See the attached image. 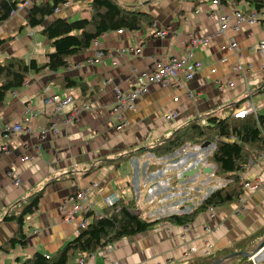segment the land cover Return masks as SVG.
<instances>
[{
    "label": "crops",
    "instance_id": "obj_1",
    "mask_svg": "<svg viewBox=\"0 0 264 264\" xmlns=\"http://www.w3.org/2000/svg\"><path fill=\"white\" fill-rule=\"evenodd\" d=\"M35 1L39 0L30 3ZM117 1L152 15L154 26L140 31L105 33L99 38L100 48L105 52L100 63H87L93 55L90 48L72 56L68 67L55 74L49 70L31 74L21 88L8 92L0 103L2 126L20 121L27 107L44 110L36 120L37 128L60 119L52 107L44 106L46 90L49 94H72L78 102L91 105L73 124L61 125L56 135L44 139L26 133L9 139L0 136V264H19L37 252L51 256L63 250L78 235L82 216L78 215L76 222L70 224L64 221L61 209L70 196L92 181L101 185V191L91 196L96 214L105 212L104 198L111 195L134 203L135 210L149 221L194 213L208 191L209 172L204 171L202 158L211 143L202 152L192 151L188 144L161 157L150 148L189 121L204 122L211 113L230 115L246 106L250 89L257 115L264 119V50L257 49V44L264 42V20L248 23L240 32H234L230 26L235 20L231 18L227 33L217 35L219 8L214 0ZM90 2L68 1L35 28L27 25L29 6L13 17L0 12L3 41L0 61L17 57L44 63L54 49L41 33L43 26L57 17L71 21L88 18ZM222 3L228 17L234 11L248 14L255 9L246 1L237 4L234 0H222ZM167 28L169 33L164 38L151 34L153 29ZM189 34L210 38L206 47L193 53V59L202 62L187 84L195 96L190 98L183 89L152 83L137 101L136 109L122 113L125 125L119 129L118 121L111 119L107 110L115 99V87L124 91L131 88L133 67L153 70L162 60L181 54ZM232 40L237 43L234 48ZM129 47L140 48V52L118 53L119 49ZM224 58L227 61L221 62ZM239 58L252 66L246 80L237 79L232 70ZM57 77L76 78L90 88L84 96L78 87H60L54 81ZM231 82L235 84L233 88L229 87ZM221 85L226 90L220 91ZM252 159L244 174L247 179L261 178L263 184L258 190H244L236 201L215 207L213 216L209 209H203L186 224L162 221L147 231L113 243L110 252L102 249L95 255L89 254L86 260L89 264H105L106 259L129 264H186L200 258L208 247L220 252L236 246L254 250L253 254L260 250L256 264H264V247L260 248L264 241V157L256 154ZM125 161L127 167H123ZM197 168L198 172L190 174ZM37 192H43L39 209L27 215L23 224L26 244L4 250L19 230L17 222L5 221V216L12 207ZM190 247L194 252H189Z\"/></svg>",
    "mask_w": 264,
    "mask_h": 264
},
{
    "label": "trees",
    "instance_id": "obj_2",
    "mask_svg": "<svg viewBox=\"0 0 264 264\" xmlns=\"http://www.w3.org/2000/svg\"><path fill=\"white\" fill-rule=\"evenodd\" d=\"M22 1L0 0V12H5L9 17L10 12ZM68 1L76 3L86 0H39L33 4L30 3L27 25L32 28L42 26L48 17L56 13L58 7ZM242 1L253 4L256 10L264 7V0H234V3L238 4ZM90 13V18L73 21L57 17L43 26L41 33L54 49L48 53L44 63H38L34 59L26 62L17 57L1 60L0 103L5 100L8 92L21 88L31 74H38L43 70L58 72L68 67L72 56L90 49L93 40L100 38L103 34L119 30L140 31L153 27L155 23L154 17L149 13L122 6L117 0H91ZM2 42L0 39V45ZM54 81L63 89L78 87L84 96L90 88L86 83L72 77H57ZM206 143H215V149L208 157V161L216 166L215 176L230 178L231 182L215 190L194 213L149 221L135 210L134 203L118 199L113 206L107 207L101 216L90 212L88 217L91 220L88 225L80 228L78 235L57 254L50 256L37 252L19 264H79V257H87L106 244L116 243L147 231L162 221L186 224L199 210L236 201L244 191V183L240 179L243 166L249 162L256 151L264 152L263 117L250 114L243 119H236L232 112L229 116L221 118L211 113L204 123L199 119L189 121L169 138L160 141L150 149L161 157L173 154L188 144ZM42 197L43 192L33 194L27 200L12 207L5 216V221H16L19 230L6 243L4 250L26 244V235L23 232L25 217L39 209ZM236 252H245L246 255L231 257ZM253 252L254 250L249 251L235 246L226 251H213L209 256H199L200 258L186 264H211L218 260H223L221 264H252L250 256Z\"/></svg>",
    "mask_w": 264,
    "mask_h": 264
},
{
    "label": "built area",
    "instance_id": "obj_3",
    "mask_svg": "<svg viewBox=\"0 0 264 264\" xmlns=\"http://www.w3.org/2000/svg\"><path fill=\"white\" fill-rule=\"evenodd\" d=\"M67 3V2H66ZM65 3V4H66ZM214 4L217 6L219 13V30L217 31V35H225L228 31L230 25H228L229 19H234L230 28L234 32H240L242 27L248 23L256 24L260 23V21L264 20V7L260 10L254 9L248 14H245L241 11H234L233 14L228 17L225 14V10L223 8L222 0H214ZM30 5V0H23L19 2L15 9L10 12V17L15 16L20 11H22L25 7ZM60 11V7L56 9V12ZM154 26V25H153ZM169 28L167 29H153L151 34L155 37L164 38L168 35ZM210 43V38L207 36H196L194 34H189L183 42L182 53L176 56H172L170 58L162 60L158 63L157 68L153 70H145L139 67L132 68V75L134 81L132 86L128 90H122L119 87H115L114 94L115 99L113 103L107 108L108 115L111 119H115L118 121V128H123L125 125L122 117V113L124 111H134L137 106V101L140 97H142L148 90V86L152 83H158L163 86H171L177 89L185 90L188 97L193 98L195 94L188 88L187 84L190 80H192L198 70L202 67V62L193 59L194 50L199 47H206ZM237 46V43L232 40L231 47L234 48ZM91 50L93 51V55L87 59L88 64H98L102 61L105 56V52L100 48L99 38L93 40L91 44ZM257 49L259 51L264 50V42H259L257 44ZM126 52L131 53H139L140 48L129 47L128 49H119L118 53L125 54ZM227 59L224 58L221 62H226ZM251 65L247 66L242 63V60L239 58L236 60L235 64L232 67V70L237 77V79H247V74L251 70ZM264 71V65L262 67ZM55 74V72H52ZM109 83V81H108ZM235 84L233 82L229 83V87L233 88ZM220 91L226 90V86L221 85ZM250 96L248 104L244 107H239L236 111H233V116L236 119H243L250 114L257 115V108L255 106L254 101L252 100V91L250 89ZM46 96L43 100L44 106L52 107L53 113H55L60 119L51 120L44 125H40L35 127L36 120L38 117L43 114L44 110L41 109H32L27 107L23 111V116L20 121L14 122L12 124H8L6 126L0 125V136L4 139H9L13 136L26 133L28 135L37 134L39 138L44 139L48 135H56L60 132V126H70L74 123L78 117L84 113L85 111L91 108L90 103L88 102H78L76 98L72 94L60 95L56 93H48L46 90ZM44 108V107H43ZM204 123V122H202ZM209 149L205 151L206 148L203 145H188L187 147L191 148L192 151H205L204 157L202 158L204 161V165L207 168H212V171L207 175V185L208 191L205 193L203 200H205L208 196H210L215 190L226 186L229 182H231L230 178H219L215 176L216 166L208 161L209 155L215 149V143H211L209 145ZM260 155L264 157V152L256 151L255 155ZM162 159V158H161ZM201 159V160H202ZM253 163V159L251 158L249 162L243 166L240 179L244 183L243 190L248 191H256L258 190L263 181L260 177L256 176L253 179H247L245 177L244 171H246L249 166ZM182 176V175H180ZM98 181H92L89 185L85 187H80L72 196L69 197L68 201L62 207L63 219L67 223H75L78 215L82 216L80 222V228H84L88 225L91 220L88 217L90 212H93V205L91 202V196L96 191L100 192L101 187ZM191 190H194L191 189ZM188 194H190V191ZM118 201V197L115 195H111L104 198V202L107 207L113 206ZM215 207H210L209 210L214 211ZM97 216H101V214H96ZM213 216V214H212ZM114 248L113 243L106 244L105 246L99 248L96 252L100 250H104L106 252H110ZM194 248L190 247L189 252H194ZM260 251V250H259ZM259 251L252 254L251 261L256 264ZM213 253V249L208 247L202 251L201 256H209ZM79 264H89L86 260V257H80L78 259ZM105 264H129L128 262L121 261H111L106 259Z\"/></svg>",
    "mask_w": 264,
    "mask_h": 264
},
{
    "label": "water",
    "instance_id": "obj_4",
    "mask_svg": "<svg viewBox=\"0 0 264 264\" xmlns=\"http://www.w3.org/2000/svg\"><path fill=\"white\" fill-rule=\"evenodd\" d=\"M209 144H210V143L203 144V147H206V146H208ZM198 170H199V168L194 169V170L190 171V174H195L196 172H198ZM204 171H206V172H211V171H212V168H207V167H206V168L204 169ZM262 247H264V241L262 242L260 248H262ZM238 255H246V253H245V252H236V253H233V254L231 255V257L238 256ZM222 261H223V260H218V261H216V262H214V263H211V264H221Z\"/></svg>",
    "mask_w": 264,
    "mask_h": 264
},
{
    "label": "rangeland",
    "instance_id": "obj_5",
    "mask_svg": "<svg viewBox=\"0 0 264 264\" xmlns=\"http://www.w3.org/2000/svg\"><path fill=\"white\" fill-rule=\"evenodd\" d=\"M87 15H88V13H87ZM90 13H89V16H88V18H90ZM229 114H225V115H218V117H221V118H224V117H227ZM128 166V161H125V162H123V167H127Z\"/></svg>",
    "mask_w": 264,
    "mask_h": 264
}]
</instances>
